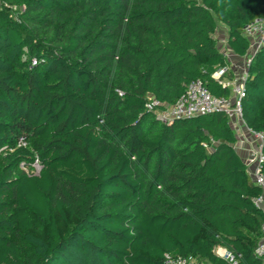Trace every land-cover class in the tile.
<instances>
[{
	"label": "trees",
	"instance_id": "16d2710c",
	"mask_svg": "<svg viewBox=\"0 0 264 264\" xmlns=\"http://www.w3.org/2000/svg\"><path fill=\"white\" fill-rule=\"evenodd\" d=\"M258 18L264 0H0V150L12 149L0 163L41 166L4 175L14 221L1 224L30 253L3 243L0 264H229L218 248L260 264V190L226 115L162 123L147 108L176 104L197 80L229 98L212 78L229 66L218 23L245 57ZM245 86L244 121L264 131V42ZM56 215L73 221L65 236Z\"/></svg>",
	"mask_w": 264,
	"mask_h": 264
},
{
	"label": "built area",
	"instance_id": "2783aa9c",
	"mask_svg": "<svg viewBox=\"0 0 264 264\" xmlns=\"http://www.w3.org/2000/svg\"><path fill=\"white\" fill-rule=\"evenodd\" d=\"M243 35L249 41L250 50L255 51L254 55H256L264 42V18L255 19L253 22L246 25L243 30ZM252 59L253 57L249 60L247 67L239 72L227 66L219 68L212 73V78L218 81L223 87L231 90V96L229 98H216L212 96L203 82L197 80L188 86L186 92L180 97L176 104L171 106L161 105L151 97L148 100L147 108L149 111L153 112L162 123H170L178 119L194 118L212 113H224L237 137V143L234 148L239 155L240 152L238 150L242 152V159L246 166L247 173L254 185L260 190V194L253 199V203L256 208L264 210V131H256L247 126L243 118L242 109V101L246 97L245 84L248 67ZM239 134H244L247 138L241 139V135ZM18 147H27V141L24 138H20ZM8 151H12V149L4 147L0 150V154ZM34 164L39 166L41 171V166L38 161ZM223 250L224 254H216L229 264H239V261L231 253L225 249ZM254 254L260 261V264H264V224L262 225V238ZM196 263L197 261L193 258L167 257V264Z\"/></svg>",
	"mask_w": 264,
	"mask_h": 264
},
{
	"label": "rangeland",
	"instance_id": "374dc122",
	"mask_svg": "<svg viewBox=\"0 0 264 264\" xmlns=\"http://www.w3.org/2000/svg\"><path fill=\"white\" fill-rule=\"evenodd\" d=\"M202 1V0H197ZM229 8L233 7V4L229 2L227 4ZM215 39L217 41L218 48L225 54V51L228 49V40H229V34L228 30L225 26H223L220 22L218 23V27L215 33ZM254 52L253 50H250L249 55L246 59L241 60V67L242 69L247 67V64L249 60L253 57L254 58ZM241 69V70H242ZM240 70V71H241ZM214 71V70H213ZM212 71V72H213ZM247 125V122H245ZM248 126V125H247ZM241 135V139H245L247 137L244 136V134ZM241 158L243 157V154L240 150ZM24 163H21L16 168H7L4 163H0V245L9 241L16 242L21 250V254L23 258H25L30 253V247L23 241V238L21 236V233L16 231L15 229H11L8 225L1 224L2 222H13L14 221V212H13V200H12V193L11 189L8 187V185L2 184V180L4 179V175L8 174V172H11L12 170L17 175L22 174V172L28 176L31 175H39L40 173V167L36 166V164H31L29 166L25 165ZM23 174V175H24ZM57 225L60 232V235L65 236L68 234L73 221L71 219L67 218H61L59 215H56ZM35 230L34 233L38 236L44 237L46 235V227L34 223ZM216 253L218 254H224L223 249H217Z\"/></svg>",
	"mask_w": 264,
	"mask_h": 264
},
{
	"label": "crops",
	"instance_id": "0c3cea01",
	"mask_svg": "<svg viewBox=\"0 0 264 264\" xmlns=\"http://www.w3.org/2000/svg\"><path fill=\"white\" fill-rule=\"evenodd\" d=\"M214 38H215V36H214ZM225 54H226V56H227V60H228L229 67H230L232 70H234V71H236V72H239V71L242 69V68H240V67H241V63H240V61L246 59V56H245V57H239V56L235 55V54L229 49V47H228V49L225 51ZM216 70H217V69H216ZM216 70H214V72H215ZM214 72H213V73H214Z\"/></svg>",
	"mask_w": 264,
	"mask_h": 264
}]
</instances>
